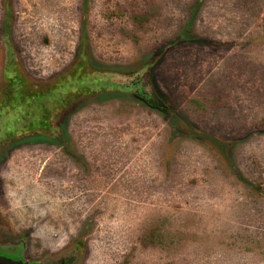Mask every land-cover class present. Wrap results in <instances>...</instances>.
<instances>
[{"label": "rangeland", "instance_id": "obj_1", "mask_svg": "<svg viewBox=\"0 0 264 264\" xmlns=\"http://www.w3.org/2000/svg\"><path fill=\"white\" fill-rule=\"evenodd\" d=\"M0 255L264 264V0H0Z\"/></svg>", "mask_w": 264, "mask_h": 264}, {"label": "trees", "instance_id": "obj_2", "mask_svg": "<svg viewBox=\"0 0 264 264\" xmlns=\"http://www.w3.org/2000/svg\"><path fill=\"white\" fill-rule=\"evenodd\" d=\"M146 100L147 102L154 108H157L163 112H167L169 113L170 112V106L168 105V103L166 101H164L163 99H161L160 97L158 96H146ZM200 133V132H199ZM201 136H205L206 137H209L208 134H205L204 132L200 134Z\"/></svg>", "mask_w": 264, "mask_h": 264}, {"label": "water", "instance_id": "obj_3", "mask_svg": "<svg viewBox=\"0 0 264 264\" xmlns=\"http://www.w3.org/2000/svg\"><path fill=\"white\" fill-rule=\"evenodd\" d=\"M0 264H44L38 262H28L24 260H14L12 258L0 255Z\"/></svg>", "mask_w": 264, "mask_h": 264}, {"label": "flooded vegetation", "instance_id": "obj_4", "mask_svg": "<svg viewBox=\"0 0 264 264\" xmlns=\"http://www.w3.org/2000/svg\"><path fill=\"white\" fill-rule=\"evenodd\" d=\"M44 264H48V263H44ZM59 264H62V263H59Z\"/></svg>", "mask_w": 264, "mask_h": 264}]
</instances>
